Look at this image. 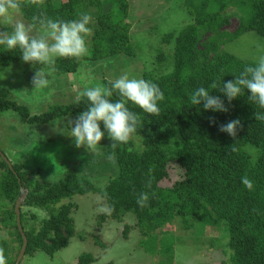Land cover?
<instances>
[{
  "label": "trees",
  "instance_id": "obj_1",
  "mask_svg": "<svg viewBox=\"0 0 264 264\" xmlns=\"http://www.w3.org/2000/svg\"><path fill=\"white\" fill-rule=\"evenodd\" d=\"M86 1L18 0L20 16L30 25L33 17L70 20L80 13L92 17L87 55L80 60H56L49 69L56 76L76 73L84 61L98 62L119 55L135 57L127 22L128 0ZM186 6L192 23L177 34L163 35L162 44L173 43L172 54L169 51L155 57L158 65H166L161 70H169L156 75L143 73V79L157 84L163 93L159 113L146 114L130 104L129 110L137 113L140 121L133 135L138 143L128 141L113 147L109 140L102 150L105 158L90 157L88 167L103 166L105 181L101 188L92 179L102 178L96 173L85 176L69 169L59 180L50 182L46 180L50 176L48 168L27 165L41 156H29L31 159L22 163L27 157L24 150L29 149L24 141L27 129L77 116L86 107L83 99L50 105L35 114L25 105L10 101L7 90H0V114L13 113L25 130L20 136L12 134L13 156L1 152L10 165L0 156V223L9 238L0 236V253L6 264L15 263L22 245L14 212L20 189L27 191L19 208L22 234L27 241L24 256L37 252L53 256L68 246L70 238L83 239L74 228L72 214L77 206L73 198L97 193L107 207V213L97 218L98 226L106 221L121 223L131 216L134 224L124 225L122 238L127 240L131 232H136L137 249L145 255L171 260L176 242L181 241L179 235L173 234L174 226L196 238L227 236V264H264V120L256 116H264V110L248 100L246 91L229 102L218 90L210 89V95L224 102L226 112L204 111L202 104L193 107L189 103L195 88L208 87L218 78L222 86L254 63L223 47L246 33L264 37V0H186ZM232 18L238 24L228 32L225 27ZM19 55L18 50L0 49V66L20 62ZM233 120L240 122L234 137L219 131V126ZM170 173L177 179L169 187L162 185L170 179ZM243 176L252 181L251 190L241 183ZM142 192L149 197L144 207L136 203ZM37 211L45 213L38 226L32 224L38 218ZM28 217L32 221L29 227ZM96 242L102 249L107 248L100 237ZM94 261L91 255L82 254L77 264Z\"/></svg>",
  "mask_w": 264,
  "mask_h": 264
},
{
  "label": "rangeland",
  "instance_id": "obj_2",
  "mask_svg": "<svg viewBox=\"0 0 264 264\" xmlns=\"http://www.w3.org/2000/svg\"><path fill=\"white\" fill-rule=\"evenodd\" d=\"M128 2L129 18L127 22L130 25L129 34L133 38L131 43L135 57L119 55L98 62L84 61L76 73L62 76L54 75L47 67L30 65L21 60L8 67L0 66V74H2L0 75V90H7L10 101L25 105L31 113L40 114L50 105L73 103L84 87H90L96 83L103 84V81H112L124 73L143 78L144 72L152 75L167 72L169 69L161 70L166 65H158L155 62V57L161 53L165 56V53L169 51L170 55L172 54L173 43L162 44L163 35L177 34L192 23L187 14L186 0H128ZM17 21L23 22L26 26L30 25L20 15H15L10 22L0 21V33L11 31L12 25ZM237 24V19L232 18L225 30L233 32ZM37 28L33 29L32 34H38ZM90 37H88L89 47ZM223 49L240 59L255 62L258 56L264 55V37L246 33L226 44ZM40 67L45 72H50L49 85L41 90H33L32 79ZM76 117L66 116L50 124L31 130L27 129L24 141L29 149L24 150L23 155L27 157L22 163L28 162L31 159L29 156H41L29 161L27 165L28 167L36 165L48 168L50 176H47L46 180L50 182L59 180L69 169H75L80 175L90 176L92 174L95 176L93 173H96L101 177L104 176L102 165L88 167V164L92 162L91 155L104 157L102 150L107 146L109 139L105 136L99 142L98 147L91 151H87L84 147L76 148L72 138L68 137L70 125L73 124ZM100 127L103 131L102 124ZM24 132V128L18 123L13 113L0 114V152L7 156H13L10 153L12 134L20 136ZM129 141L138 143V140L133 136ZM106 161L109 162L107 159ZM88 168L90 172H88ZM92 179L96 184L98 183V188H101L105 181L103 177ZM176 179L177 176L170 173V179L164 181L162 185L169 187ZM73 203L77 206L72 214L75 232L77 235L80 234L83 239L77 236L70 238L68 246L53 256H48L43 252L24 256L21 264H75L77 258L84 253L94 257V264H106L111 260L115 261L117 257L122 259L115 264H126L127 262L129 264H160V262L161 264H227L225 263L229 254L227 236L224 238L223 235L216 236V238L211 236L196 238L193 234L181 233V227L177 229L173 226V234L179 235L181 241L176 242L171 260L170 258L159 259L158 255L148 256L142 252V249H137L139 237L136 232H131L127 240L122 238L124 225L134 224V219L131 216L125 217L121 223L106 221L100 227L98 226L97 218L99 215L107 213V207L105 201L97 193L75 196ZM37 216L38 218L34 222L30 220V217L26 219L28 227L31 222L39 225L45 213L37 211ZM0 236L9 241L1 223ZM97 237H100L104 244L107 243L106 249H102L96 242Z\"/></svg>",
  "mask_w": 264,
  "mask_h": 264
},
{
  "label": "clouds",
  "instance_id": "obj_3",
  "mask_svg": "<svg viewBox=\"0 0 264 264\" xmlns=\"http://www.w3.org/2000/svg\"><path fill=\"white\" fill-rule=\"evenodd\" d=\"M20 14L21 4L18 0H0V21L10 22L13 16ZM91 21L92 17L88 13H80L76 19L70 20L33 17V23L28 26L17 21L12 25L11 31L0 33V49L18 50L24 63L51 69L58 59L80 60L87 55L88 37L92 34ZM37 25L38 34L34 35L32 32ZM49 75L50 72H45L40 67L33 76L32 89L41 90L48 87ZM233 76V80L224 82L222 86L221 78H218L208 87L195 88L189 95V103L193 107L202 104L204 111L226 112L224 102L219 97L210 95V91L218 90L229 102L243 96L246 91L248 100L264 110V55L258 56L252 65L245 66ZM163 98L157 84L130 76L128 73L120 75L108 84L96 83L84 87L78 100L83 99L86 107L70 125L68 137L72 138L76 148L84 147L87 151L98 147L105 136L113 147L127 143L130 137L137 133L140 123L137 113L130 111L128 106L131 104L146 114H158V104ZM256 116L264 120V116L259 113ZM239 126V120H233L219 126V131L234 137ZM241 183L245 188L252 189V181L247 176L241 177ZM148 198L147 193H140L137 205L144 207ZM0 264H6L2 253Z\"/></svg>",
  "mask_w": 264,
  "mask_h": 264
},
{
  "label": "water",
  "instance_id": "obj_4",
  "mask_svg": "<svg viewBox=\"0 0 264 264\" xmlns=\"http://www.w3.org/2000/svg\"><path fill=\"white\" fill-rule=\"evenodd\" d=\"M0 156L6 162L7 165H10L9 162L5 159V157L1 154V152H0ZM26 196H27V191L20 189V195L14 204V212L16 215V219H15L16 220V226H17L19 233L22 236V245H21L20 251L16 257L14 264H20V262L24 256L26 244H27L26 238L22 234V229H21V224H20V219H19V208H20L21 204L24 202V200L26 199Z\"/></svg>",
  "mask_w": 264,
  "mask_h": 264
}]
</instances>
